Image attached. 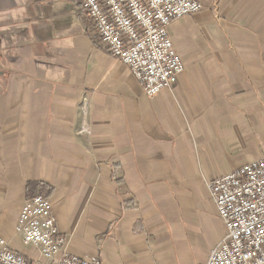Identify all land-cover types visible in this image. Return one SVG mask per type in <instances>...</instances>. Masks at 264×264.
<instances>
[{
    "label": "crops",
    "instance_id": "obj_1",
    "mask_svg": "<svg viewBox=\"0 0 264 264\" xmlns=\"http://www.w3.org/2000/svg\"><path fill=\"white\" fill-rule=\"evenodd\" d=\"M168 32L185 65L144 93L76 0H0V236L36 190L66 252L205 264L225 235L207 183L264 155V0H198ZM21 243L23 246H19Z\"/></svg>",
    "mask_w": 264,
    "mask_h": 264
},
{
    "label": "built area",
    "instance_id": "obj_2",
    "mask_svg": "<svg viewBox=\"0 0 264 264\" xmlns=\"http://www.w3.org/2000/svg\"><path fill=\"white\" fill-rule=\"evenodd\" d=\"M110 54L128 66L144 93L171 87L185 65L169 25L202 10L198 0H76ZM226 233L205 264H264V155L207 183ZM15 235L39 259L12 250L0 236V264H102L66 252L49 198L37 191L20 207Z\"/></svg>",
    "mask_w": 264,
    "mask_h": 264
},
{
    "label": "rangeland",
    "instance_id": "obj_3",
    "mask_svg": "<svg viewBox=\"0 0 264 264\" xmlns=\"http://www.w3.org/2000/svg\"><path fill=\"white\" fill-rule=\"evenodd\" d=\"M37 191H40V192H42V191H41V190H39V189H38V190H36L35 192H37ZM43 193H44V192H43ZM225 233H226V231H225ZM17 244H18L19 246H21V247L23 246L21 243H17ZM24 247H26V246H24ZM27 248H28V247H27ZM28 249H29V248H28Z\"/></svg>",
    "mask_w": 264,
    "mask_h": 264
}]
</instances>
